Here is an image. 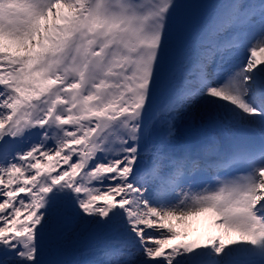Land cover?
I'll use <instances>...</instances> for the list:
<instances>
[{
	"label": "snow or ice",
	"instance_id": "6c2138e0",
	"mask_svg": "<svg viewBox=\"0 0 264 264\" xmlns=\"http://www.w3.org/2000/svg\"><path fill=\"white\" fill-rule=\"evenodd\" d=\"M0 264H264V0H0Z\"/></svg>",
	"mask_w": 264,
	"mask_h": 264
},
{
	"label": "bare ground",
	"instance_id": "6f19581e",
	"mask_svg": "<svg viewBox=\"0 0 264 264\" xmlns=\"http://www.w3.org/2000/svg\"><path fill=\"white\" fill-rule=\"evenodd\" d=\"M208 3L211 2V0H203L200 1V3ZM198 11L199 10H193V14L196 19L198 20ZM197 23V22H196ZM195 23V24H196ZM193 24V26L195 25ZM248 55L247 50L245 49L243 53L233 57V62L239 61L243 58H246ZM237 126H246L254 129L257 133H259V126L251 123V122H244L243 124H211L207 122H201L199 119H189L187 117L183 118L182 120L178 121V127L180 130V136L183 138L185 133L187 132H198L200 133V138L209 137V136H216L221 137L226 132H228L231 129L236 128ZM212 215L211 214H203L199 217H193L190 218L189 221H187L186 227L190 233L189 238L193 237H199L206 235L208 233H214L218 231L215 228V225L212 222ZM229 236L232 239H239V233L233 232L230 233Z\"/></svg>",
	"mask_w": 264,
	"mask_h": 264
},
{
	"label": "rangeland",
	"instance_id": "374dc122",
	"mask_svg": "<svg viewBox=\"0 0 264 264\" xmlns=\"http://www.w3.org/2000/svg\"><path fill=\"white\" fill-rule=\"evenodd\" d=\"M200 1L203 0H190L192 3H200ZM196 18L197 17L192 14L190 18L191 25L197 22ZM235 239H237V237ZM102 242L103 237L99 233L87 228L77 227L61 240L60 258L69 261H83L88 259L90 253Z\"/></svg>",
	"mask_w": 264,
	"mask_h": 264
},
{
	"label": "water",
	"instance_id": "95a60500",
	"mask_svg": "<svg viewBox=\"0 0 264 264\" xmlns=\"http://www.w3.org/2000/svg\"><path fill=\"white\" fill-rule=\"evenodd\" d=\"M187 138L190 139V140H195L197 138V135L196 134H191Z\"/></svg>",
	"mask_w": 264,
	"mask_h": 264
}]
</instances>
